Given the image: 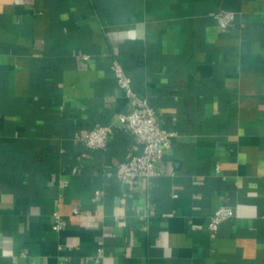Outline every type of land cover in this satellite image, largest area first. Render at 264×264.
Segmentation results:
<instances>
[{"label": "crops", "instance_id": "crops-1", "mask_svg": "<svg viewBox=\"0 0 264 264\" xmlns=\"http://www.w3.org/2000/svg\"><path fill=\"white\" fill-rule=\"evenodd\" d=\"M115 60L177 132L162 177L80 141L128 109ZM0 264H264V0H0Z\"/></svg>", "mask_w": 264, "mask_h": 264}, {"label": "built area", "instance_id": "built-area-1", "mask_svg": "<svg viewBox=\"0 0 264 264\" xmlns=\"http://www.w3.org/2000/svg\"><path fill=\"white\" fill-rule=\"evenodd\" d=\"M214 17L219 29L226 32L235 25L237 13L222 10ZM82 57L90 58L87 54ZM110 69L118 88L128 101V109L106 124H96L80 141L91 151L107 152L115 129L121 128L136 138L138 151L118 164L117 175L130 181H150L162 177L166 174L165 157L173 146L177 132L164 127L161 116L150 99L135 91L133 79L120 61H113ZM100 197L101 192H96L94 200L97 201ZM74 212L78 213V210L74 209ZM234 218L236 210L223 205L210 217L207 229L211 234H217L223 224ZM52 219L55 231L60 232L65 228L64 219L59 212H55Z\"/></svg>", "mask_w": 264, "mask_h": 264}]
</instances>
